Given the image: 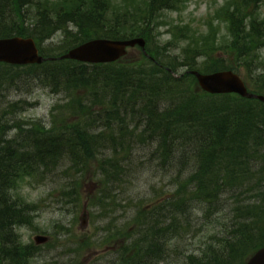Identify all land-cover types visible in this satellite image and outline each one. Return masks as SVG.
I'll return each instance as SVG.
<instances>
[{"label": "trees", "instance_id": "16d2710c", "mask_svg": "<svg viewBox=\"0 0 264 264\" xmlns=\"http://www.w3.org/2000/svg\"><path fill=\"white\" fill-rule=\"evenodd\" d=\"M138 1L136 8L112 14L108 0H59L56 4L54 0H0V38H33L40 55L54 59L26 66L32 78L41 79L55 93L68 94L66 110L52 112L47 126L13 119L8 131L14 129V134L0 140V264H28L37 250V246L23 245L15 231L30 222L27 211L31 212V206L11 194L20 176L48 175L63 166L66 178L69 171L76 177L63 196L79 207L78 184L95 165L93 175L101 184L98 195L107 200L109 186L142 173L133 167L130 150L143 142L153 146L156 164L174 175L176 190L161 205L141 204L132 224H123L116 236L126 244L114 253L113 264H160L172 252L182 254L171 246L192 228L194 205L201 206L205 221L226 213L222 220H215L204 249L185 255L181 264H243L264 246V168L260 167L264 154H259L264 148V102L200 91L189 71L231 68L217 57L220 47L213 38L184 28L178 30L185 35L180 41H187L181 60L167 54L165 46L152 47L155 15L175 10L183 0ZM262 1L233 0L222 14L230 36L227 56H234L237 66L249 68L259 59L264 15L254 7ZM30 5L36 10L34 20L28 22L24 12ZM58 31L68 46L42 48ZM135 36L146 42L144 51L137 48L135 59L128 52L109 64L57 60L67 49L90 39ZM180 67L185 71L178 74ZM254 83L255 89L249 92L264 96V67ZM125 135L131 137L122 147ZM115 149L125 154L121 161L108 157ZM123 161L126 167L121 166Z\"/></svg>", "mask_w": 264, "mask_h": 264}, {"label": "rangeland", "instance_id": "374dc122", "mask_svg": "<svg viewBox=\"0 0 264 264\" xmlns=\"http://www.w3.org/2000/svg\"><path fill=\"white\" fill-rule=\"evenodd\" d=\"M57 1L59 0H54V3ZM232 2L233 0H183L175 10L160 11L152 21L150 45L165 46L169 50L167 54L177 57L179 61V56L187 44V41H180L185 35L178 32L179 28L194 33L199 31L202 33L201 37L213 38L214 44L220 47L221 53L216 55L223 64L229 65V69L242 78L249 90L255 89V78L264 67V46L258 51L259 59L249 68L240 64L237 66L234 56H227L226 46L230 36L228 24L222 14L231 8ZM138 5V0H108L109 12L112 14L128 11ZM254 8L257 14L263 16L264 0ZM25 9L24 15L28 22L33 21L36 7L30 5ZM68 44L69 41L66 42L62 31H58L44 41L41 47L64 49ZM128 52L130 58L135 59L137 47ZM183 71L185 68L180 67L177 72L179 74ZM40 81L42 80L39 78H32L31 69L26 66H0V125L7 128L5 132L0 128V140L14 134V129L8 131V127L14 124L13 119L24 123L36 121L47 126L52 112L57 110L62 113L66 110L68 94L55 93ZM8 105L15 107L8 110ZM152 151L153 146L146 142L131 147L133 167L142 173L129 180L124 177L121 182L109 186L107 200H102L98 195L101 184L93 175L95 165H91L85 171L81 184H78L79 188L77 187L78 192H81L79 207L73 204L70 197L63 196L64 190L69 191L73 187L76 178L70 171L69 178H66L63 166L48 175L43 173L32 177L20 176L13 183L11 194L19 203L31 206V212L27 211L30 222L17 227L15 231L23 245L36 246L33 242L35 235L49 238L47 244L37 246L28 264H113L114 253L126 244L125 239L116 236L117 232L124 223L132 224L131 220L138 207L141 204L161 205L163 198L167 199L175 194L174 175L167 174L166 169L156 164L151 155ZM259 154H264V148L259 150ZM107 155L114 161H121V155L125 156L124 153L115 155L110 152ZM120 164L122 167L127 166L126 161ZM187 168L190 170L191 162L187 163ZM125 181L129 183L125 185ZM193 210L192 228L182 234L181 238L174 239L171 246L179 249L182 254L172 252L160 264H181L185 255L199 254L210 241L209 236L214 232L215 220H222L226 213H217L211 221H205L201 219L200 205H194Z\"/></svg>", "mask_w": 264, "mask_h": 264}, {"label": "water", "instance_id": "95a60500", "mask_svg": "<svg viewBox=\"0 0 264 264\" xmlns=\"http://www.w3.org/2000/svg\"><path fill=\"white\" fill-rule=\"evenodd\" d=\"M135 46L144 50L145 40L141 37L123 40L95 38L67 50L59 60H72L85 64L113 63L127 54V49ZM45 59L39 55L32 38L13 36L0 38V63L25 66L41 64ZM196 79L201 91L210 95L236 94L245 99L264 102L263 95L250 93L242 79L230 70L212 73L189 72ZM48 238L43 235L34 237L37 245L44 244ZM244 264H264V246L256 250Z\"/></svg>", "mask_w": 264, "mask_h": 264}, {"label": "bare ground", "instance_id": "6f19581e", "mask_svg": "<svg viewBox=\"0 0 264 264\" xmlns=\"http://www.w3.org/2000/svg\"><path fill=\"white\" fill-rule=\"evenodd\" d=\"M130 137H131V135H125L124 137H122L121 145H120V146L125 147V146H126V143L130 140ZM119 152H121V149H118L117 151H116V149H115V150L112 151L111 153L116 155V154H118Z\"/></svg>", "mask_w": 264, "mask_h": 264}]
</instances>
